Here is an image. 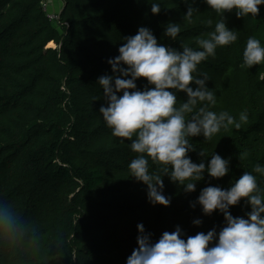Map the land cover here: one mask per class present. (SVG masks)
<instances>
[{
    "label": "trees",
    "instance_id": "obj_1",
    "mask_svg": "<svg viewBox=\"0 0 264 264\" xmlns=\"http://www.w3.org/2000/svg\"><path fill=\"white\" fill-rule=\"evenodd\" d=\"M42 1L0 0V200L12 203L40 233L39 248L0 252V264H125L137 247L138 223L154 242L176 226L185 239L213 227L219 231L223 214L203 215L199 204L191 206L197 192L172 187L167 176L170 205L148 202L146 185L129 178L128 163L136 156L130 141L114 137L99 114L105 101L97 84L100 76L112 74L107 61L119 54L123 38L141 26L158 43L178 50L180 42L195 47L197 37L208 38L214 26L207 20L215 24L209 6L189 0L199 13L173 41L163 35L164 27L183 23L184 0H164L158 14L151 13L148 0H62L60 29L47 19ZM259 7L255 19L226 13L240 37L256 36L264 44V5ZM219 63L216 49L198 70L217 76ZM251 70L258 77L264 65ZM136 83L143 89L146 80ZM177 98L187 99L183 92ZM246 112L248 121L235 138L217 143L223 153L233 146L232 175L241 164L251 171L264 164V143L256 137L264 130V96H250ZM250 143L254 149L245 152ZM256 175L264 188V177ZM229 211L244 216L250 206L242 199ZM195 219L202 224L194 225Z\"/></svg>",
    "mask_w": 264,
    "mask_h": 264
},
{
    "label": "clouds",
    "instance_id": "obj_2",
    "mask_svg": "<svg viewBox=\"0 0 264 264\" xmlns=\"http://www.w3.org/2000/svg\"><path fill=\"white\" fill-rule=\"evenodd\" d=\"M184 2L188 7L183 23L168 22L164 27L163 35L173 41L181 38L184 27L199 13L189 0ZM204 2L220 17L208 38L197 37L195 47L180 42L178 50L158 43L153 31L141 26L135 35L124 37L119 54L108 59L112 74L97 80L105 101L99 114L114 137L130 141L136 156L128 163L129 178L146 185L147 200L153 206L167 207L171 203L164 194L165 176L191 193L205 173L215 179L227 175L230 160L214 152L208 155L201 149L199 155L211 159L207 163L193 162L188 153L197 149L190 141L199 136L210 141L229 126L240 129L249 118L246 111L237 120L227 111L211 110L217 104L216 90L207 86L209 77L198 66L215 57L218 47L238 40L237 31L227 27L225 12L235 10L237 18L255 19L264 0ZM148 3L151 13L158 14L164 0ZM207 24L212 25L213 21L209 19ZM254 65H264V44L256 36H249L240 66L249 69ZM140 78L146 80L143 89L136 83ZM259 78L264 80V73ZM179 92L185 93L187 99L178 101ZM256 174L264 177V164L256 163L252 171H245L227 189L209 185L200 190L191 206L199 204L205 216L222 213L224 222L219 231L213 227L185 239L181 227L176 226L154 242L152 233L138 223L137 247L125 264H264V188ZM242 199L250 211L234 217L229 209ZM192 223L199 226L202 220ZM39 246L40 233L35 225L12 203L0 200V252ZM71 257L75 260V254Z\"/></svg>",
    "mask_w": 264,
    "mask_h": 264
},
{
    "label": "rangeland",
    "instance_id": "obj_3",
    "mask_svg": "<svg viewBox=\"0 0 264 264\" xmlns=\"http://www.w3.org/2000/svg\"><path fill=\"white\" fill-rule=\"evenodd\" d=\"M44 3L47 6V10L51 13H54L58 16V20L53 22L55 27L60 29L61 20H60V11L63 5L62 0H44ZM56 6L54 8L53 6ZM207 12L213 14V18H215V22L220 19L217 14H214V11L210 9V7L206 8ZM225 22L229 29H234L235 26L233 24L232 16L225 12ZM215 27V24H212L211 27ZM238 35V34H237ZM249 36H239L238 40L227 46L218 47L217 53L218 58L220 60L219 63V73L217 76L209 77V88H214L217 94V104L211 109L213 111H227L232 114L238 120V114L248 109V100L250 96L254 93H258L261 96H264V80H261L256 77L255 73L251 70V68L241 67L242 63V53L245 47L247 38ZM53 46V45H50ZM225 75V76H224ZM195 88V86L193 87ZM264 126V125H263ZM237 130L234 126H229L226 130H221V132L217 133L212 140L205 141L203 136L193 137L190 141L193 143L194 147L197 149L196 151L189 152L188 155L191 157L192 161L195 163L201 162L204 160L207 163V160H210L211 157L208 156L207 159L199 155V150L203 149L208 155H211L213 152L219 154L222 158H229L230 148H233L231 144L227 145L225 149L227 153H223V148L217 144L220 139H224L226 141H230L235 138L237 135ZM257 139H261L264 143V130L256 135ZM255 143H250L245 149V152L250 149H254ZM245 152H241V159L244 161ZM228 156V157H227ZM230 167V165H229ZM231 171V169H230ZM225 175L223 178L215 179L208 176L207 173L204 174V179L197 182L196 192L197 196L202 188L212 185V186H220L221 188L227 189L231 185V181L235 178H239L245 171H251L249 167L246 168L244 164H241V171L235 172L232 175L230 172ZM178 187V189L184 191L182 186L178 184H173L172 187Z\"/></svg>",
    "mask_w": 264,
    "mask_h": 264
},
{
    "label": "built area",
    "instance_id": "obj_4",
    "mask_svg": "<svg viewBox=\"0 0 264 264\" xmlns=\"http://www.w3.org/2000/svg\"><path fill=\"white\" fill-rule=\"evenodd\" d=\"M42 10L45 12V15L47 17V19L51 22H56L58 20V16L55 15L54 13H51L47 10V6L44 3V1H42ZM65 24V23H64Z\"/></svg>",
    "mask_w": 264,
    "mask_h": 264
},
{
    "label": "crops",
    "instance_id": "obj_5",
    "mask_svg": "<svg viewBox=\"0 0 264 264\" xmlns=\"http://www.w3.org/2000/svg\"><path fill=\"white\" fill-rule=\"evenodd\" d=\"M54 8H56V6H55V4H54V6H53Z\"/></svg>",
    "mask_w": 264,
    "mask_h": 264
}]
</instances>
